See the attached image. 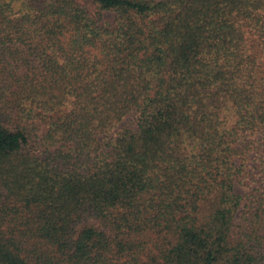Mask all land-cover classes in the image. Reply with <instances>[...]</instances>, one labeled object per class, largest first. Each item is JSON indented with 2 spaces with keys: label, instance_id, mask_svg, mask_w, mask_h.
Returning a JSON list of instances; mask_svg holds the SVG:
<instances>
[{
  "label": "trees",
  "instance_id": "obj_1",
  "mask_svg": "<svg viewBox=\"0 0 264 264\" xmlns=\"http://www.w3.org/2000/svg\"><path fill=\"white\" fill-rule=\"evenodd\" d=\"M0 264H264V0H0Z\"/></svg>",
  "mask_w": 264,
  "mask_h": 264
},
{
  "label": "rangeland",
  "instance_id": "obj_2",
  "mask_svg": "<svg viewBox=\"0 0 264 264\" xmlns=\"http://www.w3.org/2000/svg\"><path fill=\"white\" fill-rule=\"evenodd\" d=\"M82 3L86 4V3L83 2V1H82ZM87 5H88L89 10H90V11H93V7H92L91 5H89V4H87Z\"/></svg>",
  "mask_w": 264,
  "mask_h": 264
}]
</instances>
